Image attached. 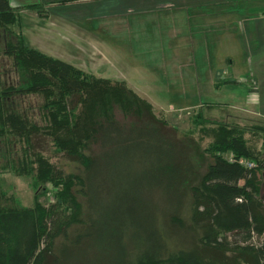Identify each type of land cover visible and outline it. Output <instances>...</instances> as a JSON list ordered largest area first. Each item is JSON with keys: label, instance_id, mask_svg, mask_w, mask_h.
Instances as JSON below:
<instances>
[{"label": "trees", "instance_id": "16d2710c", "mask_svg": "<svg viewBox=\"0 0 264 264\" xmlns=\"http://www.w3.org/2000/svg\"><path fill=\"white\" fill-rule=\"evenodd\" d=\"M26 7L47 15L44 4ZM19 11L0 0V28L10 35L3 52L20 78L0 81V136L25 144L21 163L32 168L21 174L36 169L27 154L36 151L34 184L50 183L56 200L0 207V264H264V148L198 113L194 122L219 151L257 166L221 155L208 164L192 130L179 137L125 80L28 45L12 29ZM29 93L43 98L40 122L13 104ZM41 139L77 172L41 154Z\"/></svg>", "mask_w": 264, "mask_h": 264}, {"label": "rangeland", "instance_id": "374dc122", "mask_svg": "<svg viewBox=\"0 0 264 264\" xmlns=\"http://www.w3.org/2000/svg\"><path fill=\"white\" fill-rule=\"evenodd\" d=\"M10 1L13 6L20 8L19 21L12 29L17 33L22 32L28 45L97 76L126 80L134 91L133 87L154 105L157 116L165 117L169 125L176 127L179 137H186L188 130H192L189 136L198 143L194 151H203L208 164L213 161L214 155H221L230 161L237 160L240 164H244L245 159H235L231 151H219L213 134L201 131L202 127L194 122L198 113H201L206 123L221 121L226 124V131L229 129L233 133L241 132L252 148H264V116L247 114L240 108V102H245L249 87L257 88L259 82V103L256 104L259 109L264 108V81L261 83V80L257 81L248 74L245 75L246 73L237 72L233 78L225 70L220 79L230 80H226L219 90H215L207 87L209 80L204 77L210 73L204 71L205 68L210 70L221 66L230 67L228 58L243 59V55L226 57L227 51L236 53V46L246 39L240 30V16L232 14L234 11L231 6L225 5L227 8L223 9L221 5L209 2V6H217L214 9L227 11L226 15L221 16L224 27L220 25L186 30L183 20H179L180 23L169 21L172 12L167 6H160L153 13L136 10L124 12L125 9L121 13L103 14L102 9L107 4L104 2L70 0L62 3L60 0H53L45 6L47 15L40 16L38 11L26 7L39 0ZM133 1L118 0L116 3L123 7L122 4ZM74 29H78L82 38L73 35ZM7 36L10 37L0 28V81L4 85L17 86L20 78L16 68L12 59L3 52ZM246 41L251 43L253 39L248 40L247 37ZM97 42L101 44L88 46ZM216 59L222 62H217ZM233 64L236 67H247V63L236 60ZM195 69L201 71V78H196L193 72ZM231 80L234 83H230ZM12 99L20 112L26 111L30 119L39 122L42 120L39 109L43 103L41 95L29 93ZM211 102L220 104L199 106ZM170 103L174 105L173 109L169 107ZM204 128L207 129L208 126ZM218 138L217 136L216 139ZM38 142L44 150L41 154L58 168L65 173L77 172L76 165L57 156L51 144L46 145L42 139ZM25 147L19 137L0 136V207L32 206L36 198L47 206L56 200L50 183L34 184L33 178L38 167L36 151H27L30 164L36 168L32 172L34 177L18 172L32 168L27 165L23 169L21 159L25 158ZM259 175L264 178L263 171H259Z\"/></svg>", "mask_w": 264, "mask_h": 264}, {"label": "crops", "instance_id": "0c3cea01", "mask_svg": "<svg viewBox=\"0 0 264 264\" xmlns=\"http://www.w3.org/2000/svg\"><path fill=\"white\" fill-rule=\"evenodd\" d=\"M50 1L53 0H39L38 3H42L46 6V4ZM60 1L62 3H66L70 0ZM95 1L107 3L106 8L104 10L102 9V12H104L103 14L121 13L125 9L126 10L124 12L128 10L129 12H133L134 10H136L141 13H153L159 10L160 6H167L166 8L170 10V12H172V16L169 21L172 23H180L179 20H183V23L186 26V30L196 27L206 29L214 26L217 27L220 25L221 27H224V20L221 18V16L226 15L227 11L217 8L214 9L217 6H209V2L213 5H221L223 9L227 8L225 7V5H229L234 11L232 14L240 16V30L242 31L243 35L246 36V39L242 41L241 44L236 46L238 47L235 48L237 49L236 53H234L233 51H227L226 57H240L241 55H243V59L239 58L238 60H235L237 62L247 63V67H241L239 65H237L236 67V65L233 64V62L235 63V60H231V58H228L230 67L221 66L215 69L210 68V70H208V68H205L204 71L210 72L208 73V75L204 76L209 80L207 83V87L210 89L219 90V87H222L221 85H224L226 80H230L227 78L225 80L220 79L225 70L229 74H231V77L233 78H235L234 75L236 74L235 72H237L242 74L246 73L245 75L248 74L249 76L255 78V80L257 81L261 80V83H263L264 81V0H134L133 2L122 4L123 7L117 6L118 0ZM114 3L116 4L114 5ZM77 30L78 29H74L72 33L76 38L80 39L82 38V35ZM173 30H175L174 27ZM247 37L248 40L251 38L253 39V41H251V43L247 42ZM98 44L101 43L97 42V44L94 43L93 45L88 44V46H98ZM104 45L107 46L106 43ZM240 52L245 53L241 54ZM216 61L222 62L218 59H216ZM193 72L196 74V78H201L200 70L195 69L193 70ZM229 82L234 83L233 80ZM259 86L260 82L257 88H254L253 86L249 87V90H247L246 100L245 102H240V108L244 113H254L260 115L261 117L264 116V108L259 109V106L256 104L259 103ZM199 87V84H197V88ZM133 88L138 94H140L135 87ZM213 104L219 105L220 103L211 102L207 103L206 105L200 104L199 106L209 107L214 106ZM254 105H257V107H255ZM169 107L173 109L174 105L170 103ZM201 110H203V108H201Z\"/></svg>", "mask_w": 264, "mask_h": 264}, {"label": "built area", "instance_id": "2783aa9c", "mask_svg": "<svg viewBox=\"0 0 264 264\" xmlns=\"http://www.w3.org/2000/svg\"><path fill=\"white\" fill-rule=\"evenodd\" d=\"M263 160H264V155H263ZM243 163H244L243 164L244 166H246V167H248L250 169L257 166V163L255 161H247V160H245V162H243Z\"/></svg>", "mask_w": 264, "mask_h": 264}]
</instances>
